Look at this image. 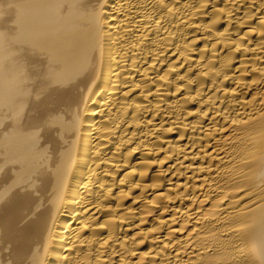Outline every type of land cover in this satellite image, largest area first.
Instances as JSON below:
<instances>
[{
	"label": "bare ground",
	"instance_id": "obj_1",
	"mask_svg": "<svg viewBox=\"0 0 264 264\" xmlns=\"http://www.w3.org/2000/svg\"><path fill=\"white\" fill-rule=\"evenodd\" d=\"M0 264H264V0H0Z\"/></svg>",
	"mask_w": 264,
	"mask_h": 264
}]
</instances>
